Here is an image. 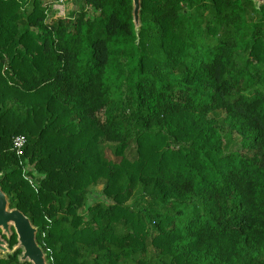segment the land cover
<instances>
[{
  "label": "trees",
  "instance_id": "16d2710c",
  "mask_svg": "<svg viewBox=\"0 0 264 264\" xmlns=\"http://www.w3.org/2000/svg\"><path fill=\"white\" fill-rule=\"evenodd\" d=\"M54 1L0 0V186L50 264H264V4Z\"/></svg>",
  "mask_w": 264,
  "mask_h": 264
},
{
  "label": "water",
  "instance_id": "95a60500",
  "mask_svg": "<svg viewBox=\"0 0 264 264\" xmlns=\"http://www.w3.org/2000/svg\"><path fill=\"white\" fill-rule=\"evenodd\" d=\"M252 1L255 7L264 4V0ZM140 10L141 0H132L131 13L137 35L141 26ZM9 204V198L0 186V258H6L7 254H12L19 248L21 249L18 254L20 262L50 264L45 250L36 239L37 227L23 211L17 207H10ZM13 233L16 234V243L10 247L9 239Z\"/></svg>",
  "mask_w": 264,
  "mask_h": 264
},
{
  "label": "rangeland",
  "instance_id": "374dc122",
  "mask_svg": "<svg viewBox=\"0 0 264 264\" xmlns=\"http://www.w3.org/2000/svg\"><path fill=\"white\" fill-rule=\"evenodd\" d=\"M83 0H70V1H54L51 4V9L55 10L57 15H61L63 17H73L76 11L79 10V8L82 6ZM64 7V10H62ZM88 9V16L93 17L96 16V12L93 10ZM27 168V166H26Z\"/></svg>",
  "mask_w": 264,
  "mask_h": 264
},
{
  "label": "built area",
  "instance_id": "2783aa9c",
  "mask_svg": "<svg viewBox=\"0 0 264 264\" xmlns=\"http://www.w3.org/2000/svg\"><path fill=\"white\" fill-rule=\"evenodd\" d=\"M57 1L62 2L64 0H57ZM62 10H64V7ZM25 144H26V137L23 134H16L12 137L11 149L17 154H22L23 147L25 146Z\"/></svg>",
  "mask_w": 264,
  "mask_h": 264
}]
</instances>
